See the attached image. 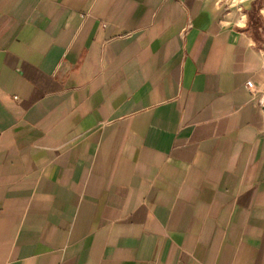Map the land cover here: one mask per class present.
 I'll return each instance as SVG.
<instances>
[{
    "label": "crops",
    "instance_id": "0c3cea01",
    "mask_svg": "<svg viewBox=\"0 0 264 264\" xmlns=\"http://www.w3.org/2000/svg\"><path fill=\"white\" fill-rule=\"evenodd\" d=\"M0 264H264V0H0Z\"/></svg>",
    "mask_w": 264,
    "mask_h": 264
},
{
    "label": "built area",
    "instance_id": "2783aa9c",
    "mask_svg": "<svg viewBox=\"0 0 264 264\" xmlns=\"http://www.w3.org/2000/svg\"><path fill=\"white\" fill-rule=\"evenodd\" d=\"M246 86L247 88H251L252 84L250 82H247Z\"/></svg>",
    "mask_w": 264,
    "mask_h": 264
}]
</instances>
